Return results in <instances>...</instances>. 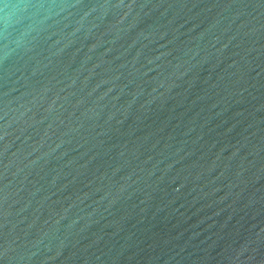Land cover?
<instances>
[{"label": "water", "instance_id": "obj_1", "mask_svg": "<svg viewBox=\"0 0 264 264\" xmlns=\"http://www.w3.org/2000/svg\"><path fill=\"white\" fill-rule=\"evenodd\" d=\"M0 264H264V0H0Z\"/></svg>", "mask_w": 264, "mask_h": 264}]
</instances>
